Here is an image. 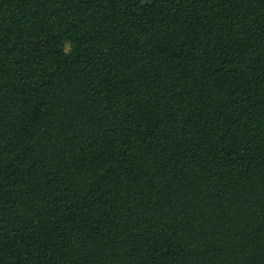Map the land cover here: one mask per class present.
Here are the masks:
<instances>
[{
    "label": "trees",
    "instance_id": "obj_1",
    "mask_svg": "<svg viewBox=\"0 0 264 264\" xmlns=\"http://www.w3.org/2000/svg\"><path fill=\"white\" fill-rule=\"evenodd\" d=\"M0 264H264V0H0Z\"/></svg>",
    "mask_w": 264,
    "mask_h": 264
}]
</instances>
